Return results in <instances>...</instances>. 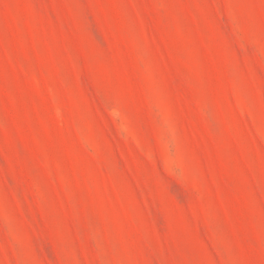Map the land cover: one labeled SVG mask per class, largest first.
<instances>
[{
    "label": "rangeland",
    "instance_id": "374dc122",
    "mask_svg": "<svg viewBox=\"0 0 264 264\" xmlns=\"http://www.w3.org/2000/svg\"><path fill=\"white\" fill-rule=\"evenodd\" d=\"M0 264H264V0H0Z\"/></svg>",
    "mask_w": 264,
    "mask_h": 264
}]
</instances>
